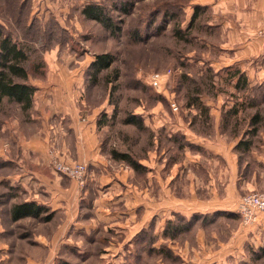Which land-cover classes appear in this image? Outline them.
I'll use <instances>...</instances> for the list:
<instances>
[{"label": "rangeland", "instance_id": "1", "mask_svg": "<svg viewBox=\"0 0 264 264\" xmlns=\"http://www.w3.org/2000/svg\"><path fill=\"white\" fill-rule=\"evenodd\" d=\"M193 1L68 0L50 10L0 0V32L25 52L41 94L27 111L6 98L0 106V226L22 239L56 233L51 264H264V213L246 225L236 211L243 195L264 189V81L236 87L234 70L211 64L220 52L201 43L208 31ZM87 2L103 5L113 32L83 15ZM104 53L114 62L95 77L91 64ZM41 97L102 121V162L88 164L84 187L62 178L74 187L67 194L41 184L38 196L55 200L40 204V218L14 222L12 207L37 189L16 176L34 167L50 130L37 115Z\"/></svg>", "mask_w": 264, "mask_h": 264}, {"label": "crops", "instance_id": "2", "mask_svg": "<svg viewBox=\"0 0 264 264\" xmlns=\"http://www.w3.org/2000/svg\"><path fill=\"white\" fill-rule=\"evenodd\" d=\"M34 1L36 4L40 3L41 7L53 10L56 2V8H59L63 1L68 0ZM88 3L90 2L86 4ZM193 3L194 9L198 8L193 14L197 13L196 19L200 20V26L205 27V32L208 31V37L200 36L201 43L204 44L207 40L209 47L220 52L211 64L234 70L233 72L240 71L243 78L250 82L264 81V37L258 35V31L264 29V0H194ZM38 92L40 90L35 93L34 104H37V99L41 96ZM41 98L45 103L42 104L37 115L41 116V119L44 118L50 127L49 131L47 126L44 130L47 131L46 147L41 145L45 148L40 149L44 153L39 154L38 159L31 161L34 167L22 165L21 172L16 178L26 186H37L35 192L29 191L33 196L24 202L50 205L51 200L55 199H42L37 194L41 184H50L54 188L59 185L61 193L66 194L74 188L72 186L68 191L61 186L62 178L67 177L56 173L57 179L51 176L48 171L51 156L59 157L69 163L83 162L91 166H97L102 161L98 156V139L94 134L96 120L90 119L76 106L68 109L57 108L52 104V97ZM50 118L51 124L48 122ZM50 151L53 152L51 156ZM12 159L11 155H6V160ZM24 160L29 161V159ZM48 191L55 194V189L48 188ZM56 247V233L37 231L30 237L22 239L11 229L7 231L0 226V264H17L18 261L20 264H51V255L52 253L53 256L56 255Z\"/></svg>", "mask_w": 264, "mask_h": 264}, {"label": "trees", "instance_id": "3", "mask_svg": "<svg viewBox=\"0 0 264 264\" xmlns=\"http://www.w3.org/2000/svg\"><path fill=\"white\" fill-rule=\"evenodd\" d=\"M82 13L88 19L99 22L107 30L113 32L115 26L112 25L111 18L107 15V10L102 4L88 3L83 7ZM195 17H197V13L194 14ZM25 60H27L25 52L12 41L11 36L3 35L0 32V106L6 98L18 103L25 111L33 107L37 88L29 82V74L23 66ZM113 62V56L108 53L96 55L95 60L91 64L93 75L97 77L101 72L108 70ZM231 76L232 78L238 77L235 84L236 87L248 86L247 79L243 78L240 71L233 72ZM256 120L257 117L255 116L254 122ZM101 122L98 119L97 125L100 128L102 126ZM127 123L140 126L136 117H130ZM243 144H247V142H240L238 148ZM112 157L117 161L125 162L136 171L139 168V164L127 153L113 151ZM44 212L45 208L36 202H22L12 207L11 218L14 222L27 217L40 218Z\"/></svg>", "mask_w": 264, "mask_h": 264}, {"label": "built area", "instance_id": "4", "mask_svg": "<svg viewBox=\"0 0 264 264\" xmlns=\"http://www.w3.org/2000/svg\"><path fill=\"white\" fill-rule=\"evenodd\" d=\"M258 35L264 37V29L259 30ZM172 107L177 109L175 103H172ZM52 167L56 174L75 181L81 187H84L87 183L88 165L86 163H69L59 157H54ZM236 211L244 224L256 223L259 216L264 213V189L243 195L237 204Z\"/></svg>", "mask_w": 264, "mask_h": 264}]
</instances>
